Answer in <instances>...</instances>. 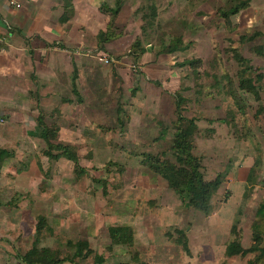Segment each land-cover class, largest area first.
<instances>
[{
  "label": "rangeland",
  "instance_id": "rangeland-1",
  "mask_svg": "<svg viewBox=\"0 0 264 264\" xmlns=\"http://www.w3.org/2000/svg\"><path fill=\"white\" fill-rule=\"evenodd\" d=\"M237 1L124 0L116 18L121 35L104 46L98 34L110 15L104 13L98 29L83 22L82 102L69 89L59 101L43 102L33 120L37 124L42 113L57 127V141L76 148L87 172L78 176L73 161L45 155L38 125L12 128L14 138L0 145L15 153L0 163V239H14V250L25 253L34 241L37 216L45 214L54 232L44 234L42 246L63 256L74 252L68 240L86 239L107 264L131 262L136 251L149 264H249L256 257L225 253L237 216L243 245H253L251 224L264 198V79L260 100L243 94V110L227 93V76L236 81L239 69L231 48L264 73V0H252L228 24L220 10ZM106 3L114 7L116 0ZM255 32L261 35L241 39ZM178 36L187 49L164 53L165 44ZM137 39L145 51L136 58L130 50ZM189 58L202 59V65L196 71L182 65ZM177 94L185 97L184 114L198 119L195 153L206 178L223 177L209 215L186 207L164 179L140 163L142 153L174 158ZM112 225H131L135 244L112 248ZM177 227L187 231L191 255L167 235ZM78 261L93 264V257Z\"/></svg>",
  "mask_w": 264,
  "mask_h": 264
},
{
  "label": "trees",
  "instance_id": "trees-1",
  "mask_svg": "<svg viewBox=\"0 0 264 264\" xmlns=\"http://www.w3.org/2000/svg\"><path fill=\"white\" fill-rule=\"evenodd\" d=\"M252 0H238L235 4L227 9H221L222 16L225 18L228 24H231V16L239 14L243 9L250 6ZM124 6V0H116L115 6L112 7L108 3L104 2L100 10L103 13L110 15V20L106 29H102L99 34V42L104 46L105 44L120 37L121 33L117 32L116 18ZM66 12L62 16L61 20L66 21L69 18L68 11L73 12L72 0H66ZM151 17L157 16V7L151 6ZM261 35L260 32H255L251 36H242L241 39L253 40L255 37ZM188 45L184 44L181 36L174 37L169 44H165L163 52L167 54L174 53L179 50L187 49ZM233 58L238 64L237 80L235 81L231 77L228 78L227 93L230 95L240 109L245 107V98L243 94L249 93L257 100L261 99L260 89L261 83L264 79V73L260 71V68L252 63V59L244 56L237 48H231ZM260 53H262V47H259ZM258 50V48H256ZM137 58L139 54L145 51L142 47V43L139 39L134 41L130 50ZM202 59L189 58L182 62V65H190L192 68L198 69L202 65ZM78 70L72 76V91L78 96V102H82V98L79 93L78 85ZM65 102H73L71 98H64ZM184 102L185 97L181 94L176 95V112L177 118L174 121L173 139L170 147V151L173 155V159L167 156V153L152 154L142 153L140 154V163L148 168L151 172L157 174L164 179L169 188H171L180 198L182 203L186 207H193L207 215L211 214L215 208L214 197L218 193L222 183V175H218L213 180H208L203 171V163L201 158L195 153V139L200 131L198 125V119L195 117H188L184 114ZM227 122V119H225ZM38 136L43 139L47 144V149L44 153L49 158L60 159L66 158L74 162L75 173L81 176L87 172V169L81 165L80 157L74 146L58 142V128L50 126L43 114H39L37 117ZM166 131L163 130L162 136ZM15 153L6 148L0 147V163L9 157H13ZM139 156V155H138ZM261 159H257L254 166L250 169L248 176V185L244 193V200H247L252 185H254V179L256 177V171L259 168ZM106 187V185H105ZM240 217L237 216L236 220L232 224L231 234L232 239L227 243L226 256L235 257L238 255L244 256L249 252L256 253V257L249 262V264H264V198L260 201L257 211L255 213L254 220L251 224L252 239L254 241L250 248H246L242 243V234L239 228ZM109 235L112 241L111 247L114 246H128L131 247L135 244V231L131 225H112L108 228ZM53 233L54 230L49 224L48 217L45 214H39L35 224V235L32 246L25 253L19 254V259L24 264H62L65 262H72L80 264L78 260H86L93 257V264H107V259L104 255L97 253L90 244L89 240L80 239L77 241L68 240V246L74 249V252L69 256H63L59 250H49L45 246H42L43 237L46 233ZM169 238L173 239L178 245L182 247L187 255H191V249L189 244V237L187 231L181 228H175L173 232H167ZM114 264H149L143 260L139 252H134L131 262H115Z\"/></svg>",
  "mask_w": 264,
  "mask_h": 264
},
{
  "label": "crops",
  "instance_id": "crops-1",
  "mask_svg": "<svg viewBox=\"0 0 264 264\" xmlns=\"http://www.w3.org/2000/svg\"><path fill=\"white\" fill-rule=\"evenodd\" d=\"M11 1L0 0V115L9 118L0 127V145L14 138L12 128H35L43 102L72 90L75 69H82L83 22L98 29L107 0H72L66 21V0ZM79 83L80 73L78 89ZM13 242L0 239V264H24Z\"/></svg>",
  "mask_w": 264,
  "mask_h": 264
},
{
  "label": "built area",
  "instance_id": "built-area-1",
  "mask_svg": "<svg viewBox=\"0 0 264 264\" xmlns=\"http://www.w3.org/2000/svg\"><path fill=\"white\" fill-rule=\"evenodd\" d=\"M12 4H16L15 1H11ZM17 6H20L19 4H16ZM106 61L108 62L109 60L106 59ZM9 118L4 116V115H0V127L3 126L4 124H6L8 122Z\"/></svg>",
  "mask_w": 264,
  "mask_h": 264
}]
</instances>
